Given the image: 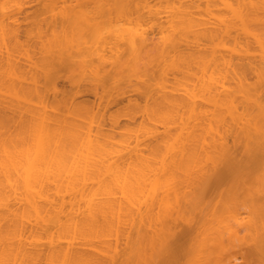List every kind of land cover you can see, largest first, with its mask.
I'll return each instance as SVG.
<instances>
[{
	"label": "bare ground",
	"instance_id": "obj_1",
	"mask_svg": "<svg viewBox=\"0 0 264 264\" xmlns=\"http://www.w3.org/2000/svg\"><path fill=\"white\" fill-rule=\"evenodd\" d=\"M264 264V0H0V264Z\"/></svg>",
	"mask_w": 264,
	"mask_h": 264
},
{
	"label": "rangeland",
	"instance_id": "obj_2",
	"mask_svg": "<svg viewBox=\"0 0 264 264\" xmlns=\"http://www.w3.org/2000/svg\"><path fill=\"white\" fill-rule=\"evenodd\" d=\"M243 262V260L241 261V260H239V261H237L236 263L237 264H244V263H242Z\"/></svg>",
	"mask_w": 264,
	"mask_h": 264
}]
</instances>
